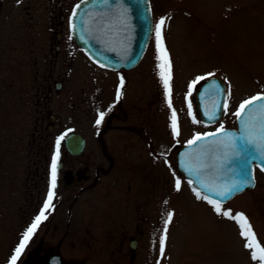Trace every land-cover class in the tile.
Listing matches in <instances>:
<instances>
[{
  "label": "rangeland",
  "instance_id": "1",
  "mask_svg": "<svg viewBox=\"0 0 264 264\" xmlns=\"http://www.w3.org/2000/svg\"><path fill=\"white\" fill-rule=\"evenodd\" d=\"M7 2L0 8V264H11V257L23 234L40 212L33 215L31 225L27 221L39 200H44V204L47 201L51 183L50 180L47 190L44 188L37 200L34 197L36 205L32 213L25 214L26 170L32 160L30 158H34L33 154L27 153L26 147L32 139L30 126L34 118H29V113L23 108L20 90L17 89L24 81L23 75L21 79L9 80V72H12L9 67H14V72L20 68L24 70L37 52L32 51L35 45L27 39V25L23 20L26 11L21 6L11 5L10 0ZM153 2L158 10H162L164 17H169L163 35L168 38L174 60L172 100L180 127L176 141L182 144L197 132L219 128L221 124L233 127L236 121L234 113L239 105L257 94H264V0ZM146 60L144 71L148 72L146 65L149 66L150 61L149 58ZM18 66L19 69L16 68ZM211 73L221 77L227 89L230 86L227 110L222 120L214 125L193 123L188 109L190 100L195 115L192 96H188L189 86L197 77ZM11 87L17 90L13 91ZM14 92L17 93L16 98ZM64 117L58 131L75 125L89 135L86 114L71 122L68 120L71 118L70 109L67 108ZM148 123L144 122L145 125ZM160 127L161 132L167 129L166 119L160 118ZM53 146L56 147L54 139L51 149L55 150ZM51 149L47 155L50 164L55 155V152L50 153ZM63 160L68 167H78L88 163L89 155L85 153L80 158L65 155ZM161 177L166 186V180L170 179L172 183V176L167 173L160 174ZM176 179L181 180L180 191L175 189ZM256 179L257 185L253 190L222 204V208L231 210L233 216L243 213L258 242L264 246V173L257 170ZM55 192L59 198L53 201V208L47 212L52 219L45 226L41 222L17 264H30V261L51 252L61 253L65 264H107L109 252L89 246L93 242L90 234L94 237L93 230H96L92 226L89 192L85 190L77 200L73 199L71 192L57 186ZM163 195L167 199V191H161L158 200H149L148 203L166 212L168 200L163 199ZM144 200L146 203L147 195ZM171 205L174 215L168 226L164 255H160L159 247L167 214L160 215L158 226L147 235L148 245L145 243L144 248L139 249L136 264H264L252 259L237 222L217 215L211 205L197 199L178 170L175 171Z\"/></svg>",
  "mask_w": 264,
  "mask_h": 264
},
{
  "label": "flooded vegetation",
  "instance_id": "2",
  "mask_svg": "<svg viewBox=\"0 0 264 264\" xmlns=\"http://www.w3.org/2000/svg\"><path fill=\"white\" fill-rule=\"evenodd\" d=\"M7 1L0 0V8ZM10 1L11 5L21 6L26 11L23 20L27 25V39L35 45L32 51L37 52L24 70L18 66L19 71L14 72V67H9L12 71L9 72V80L21 79L23 75L24 81L17 89L20 90L23 108L29 113V118H34L30 126L32 139L26 147L27 153L33 154L34 158H30L32 160L26 170V207L23 212L31 214L36 205L34 197L37 200L43 189L47 190V183L51 180V164L47 155L52 148V140L56 143L64 135L56 183L60 189L71 192L74 200L85 190L89 192L92 226L96 228L94 237L88 232L90 240H93L90 248L108 251L107 264H136L139 249L144 248L145 243L148 245L147 235L158 226L160 215L172 211L176 153L180 147L170 126L171 111L157 68L154 25L164 14L153 2V29L139 61L130 67L108 68L89 59L73 37L70 18L81 0ZM130 5L124 4L126 7ZM132 16L133 11L128 16L126 28H110L119 34L109 45L115 48L125 46L126 52L130 48L129 55L137 56L142 37L138 31L134 33V26L130 24L134 20ZM122 30H126V34H122ZM163 38L173 63L168 38L166 35ZM122 40L126 43L122 44ZM147 58L150 65H146L148 72H145ZM121 77L124 78L123 89H119ZM118 89L122 93L119 101L116 99ZM14 96L16 98V92ZM67 108L70 109L71 118L68 120L71 122L86 114L88 136L75 125L58 131L66 118ZM101 111L106 115L97 126ZM160 118L166 119L167 129L162 132ZM145 121L149 123L145 125ZM72 133L84 139L85 146L79 154H73L67 146V138ZM53 148L55 150L51 149L50 153L56 152V147ZM85 153H88L89 161L78 167L70 168L63 160L65 155L80 158ZM165 173L172 176V183L170 179L166 180L167 186L160 178V174ZM161 191L168 194L167 199L163 195V199L168 200L166 212L148 203L149 200H158ZM145 195L148 198L146 203ZM58 198L59 195H55L53 201ZM43 205L44 200H39L27 224L31 225L33 215L41 212ZM46 216L47 219L42 221L44 226L52 219L47 212ZM51 253L30 261V264H48Z\"/></svg>",
  "mask_w": 264,
  "mask_h": 264
},
{
  "label": "snow or ice",
  "instance_id": "3",
  "mask_svg": "<svg viewBox=\"0 0 264 264\" xmlns=\"http://www.w3.org/2000/svg\"><path fill=\"white\" fill-rule=\"evenodd\" d=\"M18 3L22 0H17ZM89 0H84L87 4ZM115 3V7H113ZM95 6L104 9L103 11L89 15H98L103 21H108L105 24L104 30L108 28L119 26L121 28H126L128 24V16L131 12L130 7H124V0H95ZM81 5L77 4L75 9H80ZM150 8L145 7L143 9V17L146 21L150 19L149 17ZM72 29L75 31L77 29V24L75 21L78 19V12L74 10L72 12ZM169 17L161 18L154 25V33L156 40L157 49V59L159 63L157 64L158 76L162 83L164 93L166 96V101L168 108L171 111V129L173 134L178 138L180 136L179 119L176 110L173 108L172 102V62L169 56L167 47L164 43L163 30L166 26ZM86 25L88 22L83 21ZM87 30V29H85ZM150 32L152 29L149 30ZM83 39V36L81 37ZM101 67L105 65L100 64ZM215 75L214 73L208 76H199L193 80L189 86L188 96H192L193 89L196 85L203 80L209 79V76ZM124 87V78H120L119 89ZM213 88L217 90L221 95H230V86L226 90L221 88L219 84H213ZM118 89L116 99L119 101L121 99V91ZM192 103L189 100L188 109L189 114L192 115L193 123H199L200 121L196 119V116L192 113ZM227 103L223 105V110H227ZM111 111V109H109ZM106 112H99L96 125L99 126L104 118ZM235 117L239 121L240 130L239 134L235 132L228 131L223 124L215 132H208L205 134L196 133L194 137L188 141V147L191 148L194 145L199 144L200 148L196 152V159L200 163L193 166L190 161H186L185 168L189 176L200 177L206 169H211L213 174L219 176L227 177L231 173H236L240 177L239 180L233 179L230 183H225L219 187L209 185L204 179H200L201 187H204L208 191L214 192L217 197L221 199H211L206 195H202L200 191L193 188V192L197 199L206 201L212 206L213 210L217 215H222L225 218L233 219L237 222L241 230V236L245 239V247L251 251V256L253 260H260L264 262V246L258 242L256 234L252 229L248 218L243 213H237L233 216L231 210H224L222 208V201L231 199L235 194L242 192L245 188L254 187V175L252 171L253 164L256 163L260 166L261 171H264V94H257L249 99L244 100L240 105L238 110L234 113ZM209 120L218 119L215 114L208 116ZM67 135V134H65ZM64 135L60 136L56 141V152L51 161V183L50 190L48 192L47 201L43 205V210L35 218V221L23 234V239L20 241L18 247L15 249V254L11 257V264H17L18 258L22 255L29 241L32 239L36 230L43 220L47 219L46 212L53 208V200L56 195L55 189L57 186V168L58 161L60 158V144L64 140ZM211 145V147H209ZM211 154L210 161H206L203 157ZM192 153L186 154V156H191ZM189 184L193 181L189 180ZM181 180L176 179L175 189L177 191L181 190ZM173 213H167L166 219L164 221V227L162 229V236L160 238V255L163 256L165 252V246L167 241L168 226L173 219Z\"/></svg>",
  "mask_w": 264,
  "mask_h": 264
},
{
  "label": "water",
  "instance_id": "4",
  "mask_svg": "<svg viewBox=\"0 0 264 264\" xmlns=\"http://www.w3.org/2000/svg\"><path fill=\"white\" fill-rule=\"evenodd\" d=\"M125 3H130L131 12H134V16H132L134 19L132 22V25L135 29L134 33H137L138 31V34H140L142 37L140 47L138 48L139 52L137 56L129 55L128 50H130V48H127L126 52L125 46L123 50L118 49V51H120L119 53L109 52V43L115 42L116 31L110 28L104 30L105 24L108 23V21H103L98 15H89V13L96 14L104 10L98 6H95V0H89L87 4H85L84 0H82L79 3L81 5L80 9H75L78 12V19L75 21V23L77 24V29L75 31H73L72 29V31L75 36L76 42L84 49L86 54L98 64L103 63L105 66L112 67H130L139 60V58L142 56V53L146 49L151 33L149 30L152 29L150 0H124V4ZM112 6L115 7V3H113ZM145 7L150 8V19L148 21H146L143 17V9ZM71 21L73 24V19ZM83 21H87L88 23L85 25ZM82 36L83 39H81ZM120 42L122 44L126 43L124 42V40ZM129 43L130 42H128V44ZM213 84H219L221 88L225 89V84L221 81V79L217 77H211L201 85L197 93V110L201 119L207 123H214L221 119L223 115V105L225 104L226 100V95H221L220 93H218L217 90L213 88ZM213 114H215L218 119L209 120L208 116ZM237 124L238 127L236 129L227 128V130L239 134L240 124L238 120ZM67 146L73 154H79L83 150L85 142L80 135L73 133L67 138ZM209 147H211V145ZM199 148V144L194 145L191 148L188 147V144L182 147L177 153V166L189 180L193 181L192 186L196 190L202 192L204 195L208 196L211 199H221L220 197H217L214 192L208 191L204 187H201L200 179H204L209 185L219 187L225 183H230L233 179L239 180L240 177L236 175V173H231L227 177H218L217 175L213 174L211 169H206L203 173H201L200 177L189 176L185 168L186 161H190L193 166L198 165L200 161H198L195 157L196 152ZM188 153H192V155L186 156V154ZM203 159L206 161H210L211 154H208L207 156L203 157ZM255 164L256 163H254L252 167L253 173ZM250 188H245L244 190ZM228 200L222 201V203H225ZM48 264H63V262L59 254H50L48 258Z\"/></svg>",
  "mask_w": 264,
  "mask_h": 264
}]
</instances>
